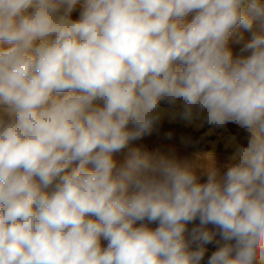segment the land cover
Returning <instances> with one entry per match:
<instances>
[{"label":"clouds","instance_id":"1","mask_svg":"<svg viewBox=\"0 0 264 264\" xmlns=\"http://www.w3.org/2000/svg\"><path fill=\"white\" fill-rule=\"evenodd\" d=\"M164 120L247 143L222 167L130 146ZM213 243L207 264H264V0H0V264H201Z\"/></svg>","mask_w":264,"mask_h":264},{"label":"rangeland","instance_id":"2","mask_svg":"<svg viewBox=\"0 0 264 264\" xmlns=\"http://www.w3.org/2000/svg\"><path fill=\"white\" fill-rule=\"evenodd\" d=\"M81 8L78 5L72 12V18H78ZM191 17H189L190 19ZM258 30V26L254 25L252 31L238 28L234 34L233 39L230 40L229 46L232 48L233 55H240V48L244 42L252 38L254 31ZM242 37L240 43L235 40ZM235 137L236 142L241 144L247 143V132L237 126L229 123L224 128L215 129L208 125L202 127L188 126L181 122H169L164 120L160 125L153 130L150 135L144 136L142 139L133 142V147L143 146L149 151L157 152L164 155H174L179 160H188L194 163L197 167L210 166L217 162V165L222 167L228 162V157L232 152L230 146L231 138ZM117 160L123 159V153L117 155ZM75 167V164L72 165ZM70 170V169H69ZM197 174L202 177L203 173L198 168ZM140 223V222H138ZM199 221L190 223L187 227L189 232L192 228L198 225ZM149 227H157L156 223H150ZM210 230L212 226H208ZM106 245V242H102ZM212 244H208L210 246Z\"/></svg>","mask_w":264,"mask_h":264},{"label":"crops","instance_id":"3","mask_svg":"<svg viewBox=\"0 0 264 264\" xmlns=\"http://www.w3.org/2000/svg\"><path fill=\"white\" fill-rule=\"evenodd\" d=\"M215 240H216V241H220V238H219L218 235H217V237L215 238ZM220 243H222V241H221ZM206 248H207V252H206V254H205L204 259L201 261V264H207V259H208V257L211 255V253H212L213 251L216 250V248H217V244H216V243H213L212 245L207 246Z\"/></svg>","mask_w":264,"mask_h":264}]
</instances>
